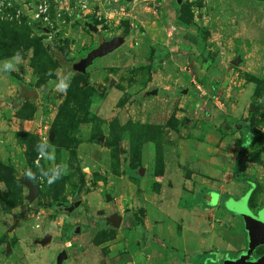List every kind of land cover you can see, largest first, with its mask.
I'll use <instances>...</instances> for the list:
<instances>
[{"label": "rangeland", "instance_id": "374dc122", "mask_svg": "<svg viewBox=\"0 0 264 264\" xmlns=\"http://www.w3.org/2000/svg\"><path fill=\"white\" fill-rule=\"evenodd\" d=\"M115 36L125 43L73 85V64ZM1 42L0 162L14 167L21 188L0 182V264H57L63 249V264H185L188 249L191 264H248L247 252L210 247L219 239L209 225L208 251L199 248L184 209L203 198L185 197L181 183L204 174L189 171H200L217 142L230 146L219 165L225 154L240 156L231 145L250 148L251 126L264 148V0H0ZM23 132L46 139L41 153L54 159L38 154L31 164ZM64 164L67 174L52 184L41 174ZM26 177L39 187L33 203ZM248 181L227 205L244 228L264 196L254 176ZM75 194L80 206L60 209ZM114 213L119 228L105 222ZM48 233L51 244L35 245Z\"/></svg>", "mask_w": 264, "mask_h": 264}, {"label": "crops", "instance_id": "0c3cea01", "mask_svg": "<svg viewBox=\"0 0 264 264\" xmlns=\"http://www.w3.org/2000/svg\"><path fill=\"white\" fill-rule=\"evenodd\" d=\"M251 141L252 142L250 148L248 149L241 147V145H231V147H233V150L237 149V151L240 152V156H238V154L234 156L225 154V165H219L216 156L220 154V152L226 150V147H229L228 150H230L229 142L228 144H224L225 142H217L216 144H214L215 147L212 146V152L210 155L206 153L202 155V159L199 161V167L201 168L200 171H189L203 172L204 174L200 176L195 174H192L190 176L189 174V176L183 178L184 181H182L181 183V189L183 191V194L185 193V197L189 198L191 195L201 194L203 198V201L195 202L193 206L190 205L189 208L185 207L184 211L185 213H189V215L194 217L193 222H190L192 223V225H194V227H196L193 228L194 231L197 232L199 230V248H203L204 252L208 251L209 244L207 242V238L203 236V234L205 233L203 232V227L208 225L212 228V230L216 231V238L219 239L216 246L215 244H210V247L221 249L222 246H225L223 250L221 249L222 251L231 248L237 251H243V253H245L248 249V235L242 225L243 219L241 218V221L240 217L231 209H229L227 205H229V202H231L230 200L239 201V197H242L245 194L242 193L243 190L245 191L249 186L248 180H250V178H252L253 176L256 179V182L253 183L255 185L254 191L259 188L258 184H260L262 188L261 192L263 191L264 148L263 145L260 147V150L262 152L260 160L247 159L246 157L255 150V140H253V136L251 137ZM209 144L212 145L211 143ZM238 163H241L240 168H238ZM240 172H242L243 174H241ZM178 191L181 192L179 189ZM174 192H176V190ZM172 200L168 205L175 207V205L177 204L175 202H172ZM255 202L256 204L253 205L254 208L258 207V210L264 208V196L257 198V201ZM163 209H165V207H163ZM180 220L182 224H179L182 231V227L184 224L183 219ZM190 226L191 224L188 223L189 228ZM236 230L237 233H235ZM234 240L237 241V243L235 244V248L232 245V242ZM187 251L188 253L184 254L186 258L185 264H191L189 258L196 254V251L195 249L194 251H192L191 249H188ZM199 253L202 254V249H200ZM175 262H180V259L176 258ZM175 262L172 263L176 264Z\"/></svg>", "mask_w": 264, "mask_h": 264}, {"label": "water", "instance_id": "95a60500", "mask_svg": "<svg viewBox=\"0 0 264 264\" xmlns=\"http://www.w3.org/2000/svg\"><path fill=\"white\" fill-rule=\"evenodd\" d=\"M180 1L181 0H179V2ZM114 6L118 8L121 6V3L115 2ZM84 25L92 32H95V33L99 32L98 25L92 22L86 21L84 22ZM124 43H125L124 36H115L110 40L103 41L98 47L92 49L79 62L73 64L74 71L83 73V74L87 73V69L93 65L96 59L103 58L111 54L112 52L116 51L119 47H121ZM241 61H242L241 56H238L232 62L233 64H239V62ZM114 81L115 80L112 81L111 85H113ZM158 93H159V90L155 89V90L149 91L148 95H157ZM185 93H187V90H185ZM233 94L236 95L235 92ZM224 161H226V158L224 159ZM138 172L140 176H143L145 174V168L142 165H140ZM22 183L28 188V194L26 195V199L30 203H33L40 194L39 187L28 177L22 180ZM107 199L108 201H110L111 196L108 195ZM80 204H81V200L79 198V194H75L74 203L64 208V210L70 214L78 206H80ZM24 209H26V206L24 207ZM254 216L256 217H249V216L243 217L244 223H245V230L249 238L248 239V249L246 251L247 255L245 256V261L248 262V264H264V255L258 257L255 260H251V257L254 255L255 251L259 247L264 246V208L260 209V211H258V214H255ZM105 222L107 225L119 228L123 222V217L118 213H114L106 217ZM80 231H81L80 226H77L75 229V232L79 234ZM52 241H53V235L48 233L43 238L36 239L34 243L35 245L47 246L51 244ZM8 251H11V246H8ZM68 256H69L68 251L63 249L57 256V260H56L57 264H63V262L68 258Z\"/></svg>", "mask_w": 264, "mask_h": 264}, {"label": "trees", "instance_id": "16d2710c", "mask_svg": "<svg viewBox=\"0 0 264 264\" xmlns=\"http://www.w3.org/2000/svg\"><path fill=\"white\" fill-rule=\"evenodd\" d=\"M0 44L3 46L2 42ZM25 47L27 49L29 46L26 45ZM80 79L81 80H86V74L76 72V74H75V76L73 78L72 84L75 85V86L78 85V87H79L78 80H80ZM18 83H19V85H23L21 81L18 82ZM72 92H74L73 87H71L70 90H69V96H70V94ZM21 100H22V103H20V104H24L25 103L24 98H22ZM23 117H25V116H23ZM251 130H252L251 131V137L253 136V140H255V145H254V149L255 150L252 153H250L246 158L249 159V160L250 159H252V160L253 159L254 160L258 159V160H260L262 152H261V150H259L258 152L256 151V149L258 148V146L260 144L259 141H258L260 132L254 126H251ZM21 134L25 135V137L28 139V142H27V147H28L27 151L28 152H27L26 155H27V158H28L29 162L31 164H33L34 163L33 160L39 154L38 151H37V147L36 146H37L38 142L41 141V139L38 136H36L34 134H31V133L23 132ZM59 143L62 144V142H60V139L57 137L56 138V144L59 145ZM43 148H45V147H43ZM43 148H41L40 151H42ZM259 148H260V146H259ZM255 153H256V155L254 156ZM3 172H5V173H3ZM13 172H14V167L12 165L0 162V182H4L9 188H12L13 186L21 188L20 185H19V182L14 177ZM130 173H132V172H130ZM159 176H160V174H159ZM0 196H1V193H0ZM11 199H13L15 201L14 197H11ZM252 202H254V201H252ZM47 206L51 207V204H48ZM261 249H262V247H260L259 250H257L258 253H260V254L263 253V250H261Z\"/></svg>", "mask_w": 264, "mask_h": 264}, {"label": "clouds", "instance_id": "9594fccd", "mask_svg": "<svg viewBox=\"0 0 264 264\" xmlns=\"http://www.w3.org/2000/svg\"><path fill=\"white\" fill-rule=\"evenodd\" d=\"M37 151L40 154L41 157H44L46 159H54V151L53 153L47 152L46 154H42L40 149L43 147L50 148L51 146L48 144L46 139L41 140L37 144ZM68 171V166L66 164L62 166H54L50 167L49 169H41V174L43 177L47 178V181L49 184L54 183L56 180L60 179L63 175H66ZM28 175L32 177L34 174L29 170Z\"/></svg>", "mask_w": 264, "mask_h": 264}, {"label": "flooded vegetation", "instance_id": "af4514ba", "mask_svg": "<svg viewBox=\"0 0 264 264\" xmlns=\"http://www.w3.org/2000/svg\"><path fill=\"white\" fill-rule=\"evenodd\" d=\"M64 208H66V207H64ZM64 208H60V209H62V210H64ZM260 248V247H259ZM259 248L257 249V250H259ZM262 248H264V246H262ZM257 250L255 251V253H254V257H256V258H258V257H260V256H262V255H264V250H263V253H257ZM253 258V257H252ZM255 258V259H256Z\"/></svg>", "mask_w": 264, "mask_h": 264}, {"label": "built area", "instance_id": "2783aa9c", "mask_svg": "<svg viewBox=\"0 0 264 264\" xmlns=\"http://www.w3.org/2000/svg\"><path fill=\"white\" fill-rule=\"evenodd\" d=\"M43 9H42V6H41V10L40 11H42ZM130 264V263H129ZM172 264V263H171Z\"/></svg>", "mask_w": 264, "mask_h": 264}]
</instances>
